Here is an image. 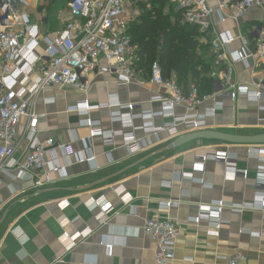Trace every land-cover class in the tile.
<instances>
[{"label": "crops", "instance_id": "1", "mask_svg": "<svg viewBox=\"0 0 264 264\" xmlns=\"http://www.w3.org/2000/svg\"><path fill=\"white\" fill-rule=\"evenodd\" d=\"M26 1L22 10L30 23L38 27L40 43L36 50L43 53L46 41L65 27L71 15L66 0ZM218 2L209 0L214 7ZM240 22L241 25L237 26L228 19L215 25L217 32H227L235 38L231 44L233 51L241 46L240 27L244 34V29L264 26V9L250 8ZM200 43L208 46L203 37ZM257 59L259 64L255 65ZM1 62L0 55V72ZM248 65L231 62L233 81L237 84L264 81V52L257 51ZM89 78L91 84L86 95L69 86H48L35 100L34 110L40 116L36 123L38 137L41 140L54 138L61 143L74 139L73 154L67 157L60 150L46 149L48 162L67 166L61 175L53 172V181L41 188L33 189L30 179L17 176V170L9 171L15 177L0 174V264H156L153 242L143 232L144 221L151 213L157 212L158 199L171 197H181V204L159 214L173 219L180 226L174 264H221L219 256L230 258L237 252L246 257L239 264H264V211L239 213L225 208L221 214L225 223L218 234H214L210 222H192L191 217L197 214V210L187 205L189 202L219 200L253 202L255 173L259 165L255 155L264 156V141L251 139L264 140V121L260 122L264 119V111L258 108L264 106V100L254 103L239 96L235 101H225L222 111L208 117L204 129L180 127L182 132L168 140H164L167 133L161 132L160 142L151 135L152 146L132 154L120 135L108 145L96 136L91 138V146H86L83 140L88 138L91 128L82 125L81 120L85 117L70 108L84 98L91 105H97L105 102L109 95H117L122 103L136 104V110H157L159 103L150 102L149 97L158 89L151 84L119 85L116 75L108 72L93 71ZM30 84L29 79L26 86ZM45 98L54 101L45 103ZM211 103V100L202 103L198 111L203 113ZM177 113L181 114L182 110L177 108ZM89 117L98 121L97 127L103 130L121 128L119 123L110 121L109 108L94 107ZM155 122L162 124L163 120L157 117ZM26 123L27 119L22 118L19 134ZM204 131L246 140L212 139L202 136ZM134 133L137 137L142 136V131ZM185 134L198 137L173 144L177 137ZM25 146L22 141V147ZM217 150L234 156L232 165L246 169L247 179L227 173L225 164L212 157L205 161L203 172L199 173L206 186L187 177L192 171L195 155L213 154ZM91 155L95 156L94 163L78 161ZM117 189L133 197L131 204L135 209L121 203ZM102 195L117 212L99 217L98 211L87 207L90 197ZM85 229L90 230L89 234L77 240L76 245L67 251L60 242L63 232L74 235ZM105 243L114 244L110 251Z\"/></svg>", "mask_w": 264, "mask_h": 264}, {"label": "built area", "instance_id": "2", "mask_svg": "<svg viewBox=\"0 0 264 264\" xmlns=\"http://www.w3.org/2000/svg\"><path fill=\"white\" fill-rule=\"evenodd\" d=\"M169 1L176 10H183L181 23L198 27L214 54L210 76L215 79V84L211 93H200L194 84L185 88L177 82L174 73L164 78L157 60L151 63L146 77L137 70V48L131 44L129 26L139 11L128 8V0H67L66 7L71 18L54 38L45 40L46 48L43 53L36 50L40 43L38 27L30 23L22 10L27 1L0 0V174L7 173L15 177L9 171L17 170V176L30 179L31 187L37 189L53 181V172L61 175L65 171L67 164H51L45 158V151L47 148L57 149L69 157L73 154L72 143L75 140L71 139L66 143L54 138L41 140L36 124L40 116L34 110L35 100L40 91L48 86H69L86 95L91 84L89 75L93 71L114 73L119 85L151 84L158 89L149 97L150 102L159 103L157 110H136V104L122 103L117 95H109L105 102L97 105H91L84 98L70 108L79 116L85 117L81 120L82 125L91 128L88 138L83 140L86 146H91V138L96 136H100L103 143L108 145L113 144L114 138L120 135L132 154L151 147V135L160 142L161 132L167 133L164 140H168L182 132L180 127L185 130L204 129L208 117L222 111L225 101H235L239 96L254 103L264 100V81L237 84L232 79L231 66V62H242L249 66V59L254 58L257 51L264 52V26L249 28L247 32L251 33V38L243 34L240 27L238 38L241 46L235 51L231 48L235 38L215 29L217 23L228 19L237 26L241 25L242 17L250 8L264 9V0H219L215 7L209 0ZM101 60H104V64H101ZM258 60H255V65L259 64ZM29 79L31 84L26 86ZM209 100L212 101L211 106L203 113L199 112V106ZM53 101L52 98L44 99L45 103ZM94 107L109 108L110 121L119 123L121 128L115 131L97 127L99 122L89 117V112ZM177 108L182 110L181 114L177 113ZM258 108L264 111L263 105ZM157 117L162 118V124H156ZM22 118H26L27 123L19 134L18 127ZM136 130L142 131L141 137L135 135ZM22 141H25V147H22ZM210 157L222 161L227 173L247 179L248 171L234 167V156L223 150L195 155L192 171L187 177L206 186L199 173L203 172L204 163ZM255 157L259 165L255 173L253 202H189L187 205L197 210V214L191 217L193 223L208 221L212 232L218 234L225 223L221 218L225 208L239 213L246 210L264 211V156L257 154ZM94 159L95 156L91 155L79 158L78 161L94 163ZM117 195L123 205H132L133 197L130 194L121 193L117 189ZM181 201V197L158 199L157 212L151 213L144 221L143 232L153 242L156 264H174L176 261V238L180 226L173 219L161 217L159 212L178 207ZM87 207L91 211H98L99 217L117 212L103 195L90 197ZM131 207L135 209L134 205ZM89 232V229L74 235L63 232L60 242L67 251L71 250L77 240L86 237ZM113 245L105 243L104 246L110 251ZM245 259L241 252L230 258L218 257L221 264H239Z\"/></svg>", "mask_w": 264, "mask_h": 264}, {"label": "trees", "instance_id": "3", "mask_svg": "<svg viewBox=\"0 0 264 264\" xmlns=\"http://www.w3.org/2000/svg\"><path fill=\"white\" fill-rule=\"evenodd\" d=\"M132 1L139 5V14L129 26L131 44L137 48V70L146 77L157 60L164 78L174 73L185 88L194 84L200 93H211L214 54L209 45L200 43L204 35L198 27L181 23L183 10H176L169 0ZM244 33L252 37L245 29Z\"/></svg>", "mask_w": 264, "mask_h": 264}, {"label": "water", "instance_id": "4", "mask_svg": "<svg viewBox=\"0 0 264 264\" xmlns=\"http://www.w3.org/2000/svg\"><path fill=\"white\" fill-rule=\"evenodd\" d=\"M202 136L204 137H208V138H212V139H217V140H223V141H237V140H246V138L244 137H237V136H232V135H226V136H222V135H218L215 133H212L210 131H204V133H202ZM193 137H198L197 135H189V134H185V135H180L179 137H177V139L174 141V145L180 144L182 141L186 140V139H191ZM250 140V139H249ZM251 140H257L260 142H263V139L260 138H255V139H251Z\"/></svg>", "mask_w": 264, "mask_h": 264}, {"label": "rangeland", "instance_id": "5", "mask_svg": "<svg viewBox=\"0 0 264 264\" xmlns=\"http://www.w3.org/2000/svg\"><path fill=\"white\" fill-rule=\"evenodd\" d=\"M66 3H67V0H66ZM172 4V3H171ZM138 3L136 2H131L128 0V8H133V9H136L137 11H139V7H138ZM174 6V5H173ZM175 8V6H174ZM176 9V8H175Z\"/></svg>", "mask_w": 264, "mask_h": 264}]
</instances>
